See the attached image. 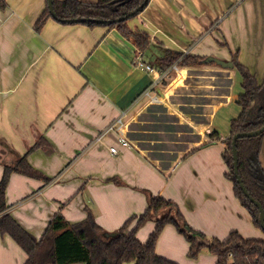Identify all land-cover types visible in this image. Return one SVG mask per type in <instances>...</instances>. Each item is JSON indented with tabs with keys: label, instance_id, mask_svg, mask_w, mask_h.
Returning <instances> with one entry per match:
<instances>
[{
	"label": "crops",
	"instance_id": "crops-1",
	"mask_svg": "<svg viewBox=\"0 0 264 264\" xmlns=\"http://www.w3.org/2000/svg\"><path fill=\"white\" fill-rule=\"evenodd\" d=\"M47 8L48 0H7L0 8V180L4 165H14L41 137L48 143L29 161L52 178L13 172L6 191L12 215L38 239L59 211L71 222L91 212L101 227L115 231L146 210L147 189L176 201L209 237L226 239L237 230L264 238L225 176V144L209 136L216 130L227 138L241 113L242 76L216 59L233 62L237 55L264 81V0H149L129 25L150 34L143 58L153 71L137 65L140 50L117 28L51 17L38 31ZM168 49L205 62L161 70L159 58ZM153 105L165 113L157 120L165 125L137 128ZM121 115L119 134L131 145H122L117 132L98 140ZM183 126L195 140L181 153L166 148L184 134L178 130ZM163 132L174 136L163 140ZM259 159L264 169V139ZM155 227L148 221L139 240L146 242ZM189 247L167 224L156 251L179 264L217 263L207 250L190 258ZM27 257L10 235H0V264H24Z\"/></svg>",
	"mask_w": 264,
	"mask_h": 264
},
{
	"label": "trees",
	"instance_id": "trees-1",
	"mask_svg": "<svg viewBox=\"0 0 264 264\" xmlns=\"http://www.w3.org/2000/svg\"><path fill=\"white\" fill-rule=\"evenodd\" d=\"M145 0H53L56 19L62 23H85L90 26L104 25L117 28L124 36L132 40L143 54L151 46L150 34L143 30H134L129 20L138 16ZM7 0H0V8H6ZM146 6V5H145ZM53 17L48 8L43 12L35 28L40 31L46 21ZM97 18L114 20L115 22H76L69 19ZM181 59V60H180ZM175 62L180 65H200L204 57L184 54L181 51L166 50L159 58L161 70L168 69ZM234 67L242 76V92L237 102L241 113L231 123L230 135L222 139L218 131L209 134L214 141L225 144L223 158L227 166L226 178L232 181L234 192L242 205L252 215L254 224L262 228L259 207L244 193L235 173L233 157V136L236 133L252 131L264 125V81L260 82L237 58L233 60ZM264 132L257 136L241 137L237 140L239 174L248 191L264 207V169L259 159L262 150ZM48 143L41 137L30 150L20 157L14 165H4V173L0 180V235H10L28 254L24 264H124L133 261L134 264H179L176 261L159 255L156 251L158 239L167 224H172L189 242L188 256L197 258L203 250L217 256L216 264H264V238L244 237L237 230L232 231L226 239L216 236L209 237L203 231L195 229L186 219L178 203L163 195H156L144 189L148 206L144 212L133 215L115 232L117 235L105 237L107 232L95 220L90 212L78 222H71L57 212L49 222L43 236L38 239L27 230L9 211L7 202V186L13 172L36 177L46 182L51 177L35 168L29 161L32 151L45 147ZM117 184H122L118 178H112ZM156 222V227L146 242L137 237L138 230L148 221ZM134 227L128 231L130 225Z\"/></svg>",
	"mask_w": 264,
	"mask_h": 264
},
{
	"label": "water",
	"instance_id": "water-1",
	"mask_svg": "<svg viewBox=\"0 0 264 264\" xmlns=\"http://www.w3.org/2000/svg\"><path fill=\"white\" fill-rule=\"evenodd\" d=\"M148 1L149 0H145L144 3L141 5V7L137 11L133 12L131 15L135 14L140 9L144 8L145 5H147ZM48 6H49V9L51 11L52 16L53 17H56V14H55V11H54V3H53V0H48ZM126 18L127 17H121V18L114 19V20H106V19H97V18H85V17H82V18H78V19H69L68 21H76V22H87V21H91V22H98V23H107V22H115V21H119V20H124ZM216 61L219 62V63H221L222 65L234 67V63L231 62V61L226 62V61H221V60H218V59H216ZM262 132H264V125L261 128L256 129V130L244 131V132L236 133L233 136V145H232V148H233L234 167H235L236 176H237L238 181L240 182L241 187H242L244 193L246 194V196L259 207V210H260V217H259V219H260V222H261V225H262V229L264 230V207H263V205L261 204V202L259 200H257L254 196H252V194L248 191V189L246 188L245 184L242 181V178H241V176L239 174V166H238L239 158H238V148H237V140L239 138H241V137L257 136V135L261 134ZM115 235H117V232H115V231H107V232L104 233V236L105 237H110V236H115Z\"/></svg>",
	"mask_w": 264,
	"mask_h": 264
},
{
	"label": "rangeland",
	"instance_id": "rangeland-1",
	"mask_svg": "<svg viewBox=\"0 0 264 264\" xmlns=\"http://www.w3.org/2000/svg\"><path fill=\"white\" fill-rule=\"evenodd\" d=\"M181 60V59H180ZM241 86V84H240ZM237 105V104H236ZM155 109V111L157 113H159V115H155V112H153L152 110ZM161 108L159 107H155L154 105L152 107L149 108L148 110V113L147 114H144L142 117H141V120L143 121V123L145 124H142V122L137 126V128H148L151 130L154 129V126L155 125H162L164 126L165 124H162L160 122H157L158 118L161 117V116H164V112L160 111ZM155 120V122H154ZM144 125V126H143ZM136 127V126H135ZM179 132H184V134L182 136H180L179 138H175V142H167L166 143V148H170V150H175V149H178L179 148L182 150L180 151L179 153L181 152H184L188 149V144H189V141H193L195 140V137H197V135L193 134L192 133V130L189 128V127H185L183 126V128L181 129H178ZM139 134V133H137ZM160 136H158L159 138H162L163 140H170L171 138H173L172 136H174V134H168V133H162L160 134ZM147 138V137H146ZM151 138H155V136L153 134H151ZM148 139V138H147ZM178 139V141H177ZM173 140V139H172ZM162 145V144H161ZM164 145V144H163ZM160 146H158L159 148ZM165 148V147H164ZM177 153V152H176ZM157 156H159L157 154ZM157 156H155L157 158ZM4 173V172H3ZM10 179V178H9ZM258 234L259 235H262L264 237V230L261 228V229H258ZM77 263H80V262H77ZM83 264V263H81Z\"/></svg>",
	"mask_w": 264,
	"mask_h": 264
},
{
	"label": "built area",
	"instance_id": "built-area-1",
	"mask_svg": "<svg viewBox=\"0 0 264 264\" xmlns=\"http://www.w3.org/2000/svg\"><path fill=\"white\" fill-rule=\"evenodd\" d=\"M136 63H137V65H139L140 67H142L148 71L154 70V67L151 64H149L147 61L144 60L142 51H140L138 53V55L136 57ZM172 67H173V69H178V63L177 62L174 63L172 65ZM123 124H124L123 115H121L112 124H110L104 131H102L100 133V135L97 137V139L98 140L103 139V137L110 132H117L119 134L120 128L122 127ZM118 141L124 146H130L131 145L130 141L121 133L118 136ZM111 151L114 153H117V151H118L117 146H112Z\"/></svg>",
	"mask_w": 264,
	"mask_h": 264
}]
</instances>
